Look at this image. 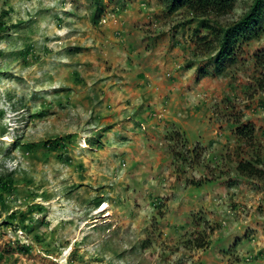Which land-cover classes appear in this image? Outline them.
Wrapping results in <instances>:
<instances>
[{
  "label": "rangeland",
  "instance_id": "1",
  "mask_svg": "<svg viewBox=\"0 0 264 264\" xmlns=\"http://www.w3.org/2000/svg\"><path fill=\"white\" fill-rule=\"evenodd\" d=\"M253 1L0 0V264H264V35L217 75L204 24Z\"/></svg>",
  "mask_w": 264,
  "mask_h": 264
},
{
  "label": "trees",
  "instance_id": "2",
  "mask_svg": "<svg viewBox=\"0 0 264 264\" xmlns=\"http://www.w3.org/2000/svg\"><path fill=\"white\" fill-rule=\"evenodd\" d=\"M170 12H177L188 9L196 15L214 14L224 17L232 13L239 0H162ZM99 3V0H97ZM207 29L211 30L215 36L217 51L213 59V66L217 75H223L229 66L236 63V54L241 43H250L253 40H260L264 35V0H254L249 10L243 17L225 28H217L204 22ZM3 25L0 24V31ZM1 55V52H0ZM207 68H202L200 77L209 76ZM199 77V78H200ZM239 136L247 140H254L255 127L253 125H243L237 129ZM65 139L49 141L45 146L51 150H58L64 147ZM259 161L240 162L237 166L238 173L247 178L264 179V170L258 166ZM13 188V181L0 177V192L9 191ZM101 201H97L99 206ZM203 248V244L199 245ZM28 251L29 248L26 247Z\"/></svg>",
  "mask_w": 264,
  "mask_h": 264
},
{
  "label": "bare ground",
  "instance_id": "3",
  "mask_svg": "<svg viewBox=\"0 0 264 264\" xmlns=\"http://www.w3.org/2000/svg\"><path fill=\"white\" fill-rule=\"evenodd\" d=\"M108 206H107V204L106 203H104V205L102 206V208L101 209H99V211L98 212H104L105 210H106V208H107Z\"/></svg>",
  "mask_w": 264,
  "mask_h": 264
}]
</instances>
